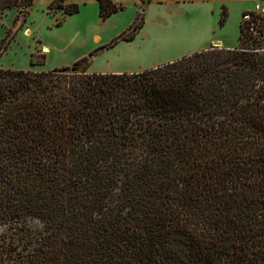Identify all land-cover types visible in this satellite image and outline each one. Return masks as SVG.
I'll return each mask as SVG.
<instances>
[{"label": "trees", "instance_id": "trees-1", "mask_svg": "<svg viewBox=\"0 0 264 264\" xmlns=\"http://www.w3.org/2000/svg\"><path fill=\"white\" fill-rule=\"evenodd\" d=\"M97 1L103 18L123 7ZM255 24L240 22L236 46L139 69L89 70L87 55L77 69L0 66V264H264Z\"/></svg>", "mask_w": 264, "mask_h": 264}, {"label": "rangeland", "instance_id": "rangeland-1", "mask_svg": "<svg viewBox=\"0 0 264 264\" xmlns=\"http://www.w3.org/2000/svg\"><path fill=\"white\" fill-rule=\"evenodd\" d=\"M67 1L77 2L79 9L65 13L60 7L50 6V0H33L24 9L12 6L0 10V66L48 69L72 65L76 59L87 55L89 70L139 69L155 61L169 60L167 57L177 52L178 42L189 37L182 35L180 29H155L148 38L138 29L130 40L118 38L111 45L104 46L125 31L137 13L145 20L144 2L123 0L122 8L103 18L99 15L98 2L95 0H64ZM247 4L252 5L253 0ZM241 5L237 2L231 4L234 10L222 22L220 13L216 29L230 43L221 46L233 47L242 42L239 34L241 13L238 15ZM254 43L264 48V28ZM98 46L102 47L89 54L90 50Z\"/></svg>", "mask_w": 264, "mask_h": 264}, {"label": "crops", "instance_id": "crops-1", "mask_svg": "<svg viewBox=\"0 0 264 264\" xmlns=\"http://www.w3.org/2000/svg\"><path fill=\"white\" fill-rule=\"evenodd\" d=\"M97 1V0H95ZM125 2L123 0H113ZM136 3L144 2V14L142 26L139 28L142 34L150 38L151 33L157 29L171 31L182 30V35L189 36L187 39L178 42L177 52L167 59H173L185 53L200 49L215 40L221 44L228 45L227 39L220 36L216 25L221 13V7L225 6L227 14L233 11L231 4L242 3L239 13L250 9L253 4H247L251 0H134ZM247 1V2H246ZM98 2V1H97ZM234 2V3H231ZM264 2V0H263ZM226 14V15H227ZM150 17V18H149ZM130 40V39H127ZM129 45V44H128ZM166 60L162 59L160 61ZM160 61H155L150 65ZM149 65V66H150Z\"/></svg>", "mask_w": 264, "mask_h": 264}, {"label": "built area", "instance_id": "built-area-1", "mask_svg": "<svg viewBox=\"0 0 264 264\" xmlns=\"http://www.w3.org/2000/svg\"><path fill=\"white\" fill-rule=\"evenodd\" d=\"M261 17H264V2L263 0H256L250 9L242 11L241 22L248 31L255 33V18Z\"/></svg>", "mask_w": 264, "mask_h": 264}, {"label": "water", "instance_id": "water-1", "mask_svg": "<svg viewBox=\"0 0 264 264\" xmlns=\"http://www.w3.org/2000/svg\"><path fill=\"white\" fill-rule=\"evenodd\" d=\"M213 44L214 45H220V41L219 40H215V41H213ZM71 68L72 69H77V68H79V65H72Z\"/></svg>", "mask_w": 264, "mask_h": 264}]
</instances>
